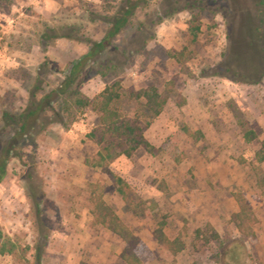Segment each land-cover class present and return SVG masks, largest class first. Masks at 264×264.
Instances as JSON below:
<instances>
[{
    "label": "rangeland",
    "instance_id": "obj_1",
    "mask_svg": "<svg viewBox=\"0 0 264 264\" xmlns=\"http://www.w3.org/2000/svg\"><path fill=\"white\" fill-rule=\"evenodd\" d=\"M244 4L248 0H242ZM124 0H0V111H18L27 102L36 68L44 60L63 69L78 58L84 43L59 38L44 51L40 33L73 25L79 34L99 39ZM162 0H149L135 20L154 37L135 54L122 74L124 88L155 86L166 104L145 130L153 153L138 149L108 166L88 165L98 146L87 134L98 116L86 111L67 129L52 124L26 147L23 160L12 158L0 183V240L15 253H0V264H34L37 239L26 195L29 156L45 193L42 214L49 236L40 264H127L122 239L95 221L98 197L113 208L139 238L145 264H264V78L238 84L213 74L230 30L223 13L203 12L195 40L191 15L164 14ZM129 27L117 39L134 36ZM52 72L45 78L53 85ZM104 81L94 76L82 92L98 94ZM134 101L123 100L130 117ZM31 163V162H30ZM115 177L122 179L116 183ZM250 204L256 221L241 232L232 219L236 195ZM184 248L173 253L158 242L157 230ZM6 243V244H7ZM7 244V245H8Z\"/></svg>",
    "mask_w": 264,
    "mask_h": 264
},
{
    "label": "trees",
    "instance_id": "obj_2",
    "mask_svg": "<svg viewBox=\"0 0 264 264\" xmlns=\"http://www.w3.org/2000/svg\"><path fill=\"white\" fill-rule=\"evenodd\" d=\"M166 5L164 14L156 23L171 17L181 10L190 13L189 30L192 40L200 32V19L203 12L223 13L228 20L229 32L226 45L213 74L227 78L238 84L256 85L264 78V0H162ZM149 0H124L117 11L103 16L107 27L101 38L79 34L73 25L59 30L48 28L40 33V47L46 50L56 39L65 38L84 43L86 50L78 58L70 61L63 69H51L44 60L36 68L30 87L26 88L27 102L18 111H0V183L7 174V166L12 158L23 160L26 147H35L36 138L52 124L67 129L77 121L78 116L92 111L98 116V123L87 134L97 146L95 156L86 161L88 165L108 166L121 155L130 157L138 149L153 153L156 147L145 137L144 132L153 119L159 115L166 104L164 97L155 86L135 90L124 88L122 74L135 54L142 53L154 34L148 33L143 22L137 23L135 17L141 8L148 7ZM133 28L130 41L119 45V39L127 28ZM52 72L60 75L50 86L45 78ZM98 76L104 88L93 97L82 90V84ZM123 100L134 101L136 111L130 117L122 112ZM258 161L264 154H256ZM26 174V195L32 212V223L37 234L34 242V264H40L45 253L49 236L42 214L45 196L42 181L36 175L34 157ZM119 187L122 179L115 177ZM239 206L232 219L241 232L251 227L256 218L247 199L240 194L235 196ZM95 221L119 236L124 242L120 257L127 264H145L139 254V238L119 218L113 208L101 197L94 202ZM158 242L173 253L184 248L179 239H169L159 228L156 232ZM0 240V253H15L13 244Z\"/></svg>",
    "mask_w": 264,
    "mask_h": 264
},
{
    "label": "crops",
    "instance_id": "obj_3",
    "mask_svg": "<svg viewBox=\"0 0 264 264\" xmlns=\"http://www.w3.org/2000/svg\"><path fill=\"white\" fill-rule=\"evenodd\" d=\"M85 50H86V48H85ZM85 50L83 51V53L85 52ZM83 53H82V54H83Z\"/></svg>",
    "mask_w": 264,
    "mask_h": 264
}]
</instances>
